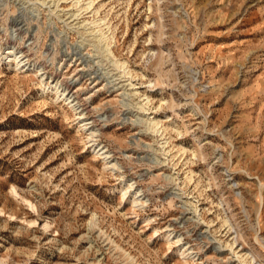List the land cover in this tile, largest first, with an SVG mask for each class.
<instances>
[{
    "label": "rangeland",
    "instance_id": "rangeland-1",
    "mask_svg": "<svg viewBox=\"0 0 264 264\" xmlns=\"http://www.w3.org/2000/svg\"><path fill=\"white\" fill-rule=\"evenodd\" d=\"M93 1L0 0V264H264V0Z\"/></svg>",
    "mask_w": 264,
    "mask_h": 264
},
{
    "label": "bare ground",
    "instance_id": "bare-ground-1",
    "mask_svg": "<svg viewBox=\"0 0 264 264\" xmlns=\"http://www.w3.org/2000/svg\"><path fill=\"white\" fill-rule=\"evenodd\" d=\"M58 1H61V0H58ZM74 2H75L74 6H76V7L78 6V11H81V12L82 11L85 12V11H88V10L93 11V8H92V6L94 5V1L93 0H74ZM83 2H85V3H83ZM94 13H96V11H94ZM102 24H103V21H101V20H93L92 22H86L85 21V22L82 23V25H84L86 27V34L89 37L92 38L91 41H89V43H90L91 47L93 48V53H95L94 55L97 56V57L101 56V55L102 56L104 55L103 57L104 58H108V59L114 58L113 57V53L111 51V46L108 43V35H107V33H104L102 28H101ZM89 26H91V27H89ZM14 60H16L15 57L11 58V60H9V61H14ZM16 63L17 64H16V66H14V68L17 70V72L22 71L23 70L22 68L26 67V64L22 65V62H16ZM113 63H115L116 66H119L120 68L122 67L124 72H125L126 69L124 68L123 64L119 65L120 62H117V60L114 61ZM129 86H130V88L132 90L136 89L131 84ZM132 90H130V92ZM42 92H43V95L45 93H47V88L46 87L42 88ZM65 94H66V92H65ZM58 95H60V94L58 93ZM59 98H61V97H57V100H59ZM145 100H147L146 104L148 105V103L150 101L148 100V98H146ZM72 102H73V100H72ZM71 103H69V104H71ZM145 105H142V106L139 107V111H140V113H139L140 120L138 121L139 125L140 124H143V126L147 125V127L145 128L146 131L157 133L160 130V129H158V123L154 122L153 118L149 119L148 117H146L147 113H145V111H146ZM70 107H72V105ZM83 119H85V118H83L81 116L78 117V120L83 121ZM83 125L85 126V124H83ZM84 130L88 131L86 128ZM89 135L90 136L88 137V143L90 144V147L92 148L93 153H95V154H97L98 156L101 157V159L104 161V169H107L108 168V164L111 163V161H109L110 156L107 155V152L105 151V149L102 148L100 145H95V140L93 141V138H95V136H93V134H91V133ZM121 197H122L121 198L122 200L129 199L130 198V190L128 188H125V189L121 190ZM139 201H140L139 197L133 196L132 199H131V203H132L133 207L141 206V203ZM191 207H192V205H191ZM196 211H197V209H194V213H196ZM224 224H225V226L230 228V224H228L227 221H224ZM231 241H232V243H230V244L227 243L226 247H228L229 250L232 252V254H233L232 257L235 258V262H238L239 264H258L256 262L255 258L250 255L249 250H245L244 248L239 247L240 245L238 244L236 236L232 237ZM178 253L181 256V258L184 259V260H186L189 257V254H188L187 250H185L183 247H179L178 248Z\"/></svg>",
    "mask_w": 264,
    "mask_h": 264
}]
</instances>
